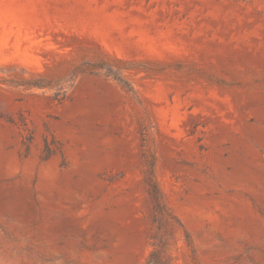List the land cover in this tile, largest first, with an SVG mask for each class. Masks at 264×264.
Masks as SVG:
<instances>
[{
  "label": "rangeland",
  "instance_id": "obj_1",
  "mask_svg": "<svg viewBox=\"0 0 264 264\" xmlns=\"http://www.w3.org/2000/svg\"><path fill=\"white\" fill-rule=\"evenodd\" d=\"M153 253L264 264V0H0V264Z\"/></svg>",
  "mask_w": 264,
  "mask_h": 264
},
{
  "label": "trees",
  "instance_id": "obj_2",
  "mask_svg": "<svg viewBox=\"0 0 264 264\" xmlns=\"http://www.w3.org/2000/svg\"><path fill=\"white\" fill-rule=\"evenodd\" d=\"M151 176L153 177V171H151ZM150 186L151 188L149 190V195L152 199V202L155 205L156 214H160V215L166 214L167 211L164 205L163 197L156 182L152 180ZM146 264H159V258L156 255V253H153L151 255L150 259Z\"/></svg>",
  "mask_w": 264,
  "mask_h": 264
}]
</instances>
